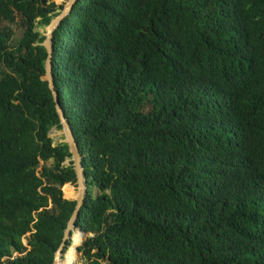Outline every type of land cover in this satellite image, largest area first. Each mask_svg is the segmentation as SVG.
Masks as SVG:
<instances>
[{
  "label": "trees",
  "instance_id": "1",
  "mask_svg": "<svg viewBox=\"0 0 264 264\" xmlns=\"http://www.w3.org/2000/svg\"><path fill=\"white\" fill-rule=\"evenodd\" d=\"M63 3L0 0V264H54L77 207ZM54 46L87 264H264V0H79Z\"/></svg>",
  "mask_w": 264,
  "mask_h": 264
},
{
  "label": "water",
  "instance_id": "2",
  "mask_svg": "<svg viewBox=\"0 0 264 264\" xmlns=\"http://www.w3.org/2000/svg\"><path fill=\"white\" fill-rule=\"evenodd\" d=\"M79 2V0H70L68 4L63 9L62 13L56 17L52 23L47 27V32L45 34L46 40L44 43V46L47 48L48 51V60L46 62V77L48 80L49 88L52 92L55 104H56V111L58 113V116L60 118V124L62 126V129L64 131L66 140L65 144L68 145L69 151L73 157L74 167L78 175V188H79V194L77 198L73 199L77 201V207L74 212V215L69 223V227L66 230L65 238L62 246L60 247L59 251L56 255V261L54 264H62L64 260V256L66 255L67 251L70 247H68L69 242L73 241V235L75 232L79 231L81 234L86 235L82 232L81 229L77 226V221L81 215V211L83 207L85 206V200L88 195V176L86 174V170L83 165V154L79 149V146L76 142L72 127L70 125L69 120L67 119V116L62 109L60 102H59V96L55 88L54 83V75H53V67H54V38H55V32L56 30L62 25L64 20L72 13L74 10V7ZM72 200V199H71ZM78 252L80 253V248H78Z\"/></svg>",
  "mask_w": 264,
  "mask_h": 264
},
{
  "label": "rangeland",
  "instance_id": "3",
  "mask_svg": "<svg viewBox=\"0 0 264 264\" xmlns=\"http://www.w3.org/2000/svg\"><path fill=\"white\" fill-rule=\"evenodd\" d=\"M56 3L59 5V6H61V3H63V0H56ZM64 3H66V2H64ZM63 3V4H64ZM62 4V5H63ZM68 3H66V5H67ZM65 8V7H64ZM62 11L63 10H60L59 12H57V14H61L62 13ZM59 16V15H58ZM58 16H56V17H58ZM55 17V18H56ZM54 18V19H55ZM11 26L14 28V30H15V39H14V41L16 42V41H18V40H20V38L22 37V35H23V29L21 28V26L19 25V24H11ZM38 30L40 31V32H42V34L43 35H45L46 34V32H47V27H44V26H39V28H38ZM54 130H57L58 132H56L55 134H53V131ZM50 137L53 139V145L54 146H57V145H59V144H63V143H65V140H66V137H65V134H64V131H63V129H57L56 127L55 128H53L51 131H50ZM71 161H73V158L71 159V160H67L66 162V164L67 165H71ZM39 170H41V168H39ZM76 188H78L77 186H75ZM78 192H79V188H78ZM77 193V192H76ZM95 193L96 194H100V190L99 189H97V188H95ZM72 194V193H71ZM70 194V195H71ZM71 197H76L75 195H71ZM73 200V199H72ZM84 235V234H83ZM87 239H88V236H86V235H84V242H80V243H74L73 241H72V246L71 247H75L76 249H75V251H76V256H77V260L76 261H73L72 262V260L68 257V255H69V252H70V250H71V247L69 248V250L67 251V253H66V257L64 256V258H65V261L66 262H68V263H70V264H87V262L85 261L86 259H85V257H84V253L83 252H81L80 251V253L78 252V248H80V247H82L84 244H85V242L87 241ZM74 245V246H73Z\"/></svg>",
  "mask_w": 264,
  "mask_h": 264
},
{
  "label": "bare ground",
  "instance_id": "4",
  "mask_svg": "<svg viewBox=\"0 0 264 264\" xmlns=\"http://www.w3.org/2000/svg\"><path fill=\"white\" fill-rule=\"evenodd\" d=\"M73 190H76L77 192H78V188H74ZM75 198H77V196L75 197ZM78 232V231H77ZM76 233V232H75ZM74 233V234H75ZM74 236V235H73ZM65 257H66V255H65ZM65 261V258H64V260H63V262ZM63 262H62V264H63Z\"/></svg>",
  "mask_w": 264,
  "mask_h": 264
}]
</instances>
